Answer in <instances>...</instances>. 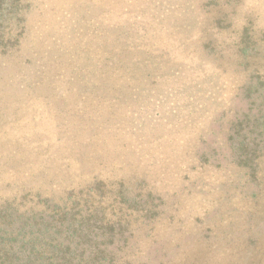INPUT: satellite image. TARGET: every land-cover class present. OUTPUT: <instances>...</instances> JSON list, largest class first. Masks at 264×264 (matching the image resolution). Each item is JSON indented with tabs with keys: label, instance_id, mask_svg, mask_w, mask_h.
I'll return each mask as SVG.
<instances>
[{
	"label": "rangeland",
	"instance_id": "obj_1",
	"mask_svg": "<svg viewBox=\"0 0 264 264\" xmlns=\"http://www.w3.org/2000/svg\"><path fill=\"white\" fill-rule=\"evenodd\" d=\"M20 2L0 202L65 204L102 264H264V0Z\"/></svg>",
	"mask_w": 264,
	"mask_h": 264
},
{
	"label": "trees",
	"instance_id": "obj_2",
	"mask_svg": "<svg viewBox=\"0 0 264 264\" xmlns=\"http://www.w3.org/2000/svg\"><path fill=\"white\" fill-rule=\"evenodd\" d=\"M20 4V0H0V52L13 44L10 34ZM17 201L0 202V264H102L114 260L105 246L110 243L91 236L92 230L85 241L78 234L84 229L80 231L75 220H71L72 228L61 225L65 204L41 193Z\"/></svg>",
	"mask_w": 264,
	"mask_h": 264
}]
</instances>
